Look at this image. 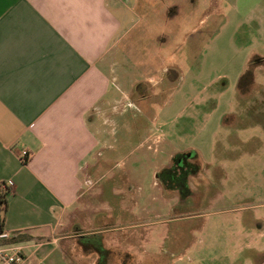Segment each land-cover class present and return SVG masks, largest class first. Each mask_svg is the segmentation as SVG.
<instances>
[{
    "label": "rangeland",
    "instance_id": "rangeland-1",
    "mask_svg": "<svg viewBox=\"0 0 264 264\" xmlns=\"http://www.w3.org/2000/svg\"><path fill=\"white\" fill-rule=\"evenodd\" d=\"M163 11L156 43L138 46L134 62L170 67L165 86L149 88V121L141 106L128 108L138 126L126 120L108 133L101 179L62 225L76 220L103 234V247L120 244L136 264L157 254L171 264H256L254 250L264 251V0H169ZM186 151L196 179L163 186L160 172ZM179 229L184 250L164 243ZM69 246L66 264L80 257Z\"/></svg>",
    "mask_w": 264,
    "mask_h": 264
},
{
    "label": "crops",
    "instance_id": "crops-1",
    "mask_svg": "<svg viewBox=\"0 0 264 264\" xmlns=\"http://www.w3.org/2000/svg\"><path fill=\"white\" fill-rule=\"evenodd\" d=\"M166 1L0 0V184L13 183L2 226L10 239L0 240V250L19 249L23 264H66V242L71 254L80 253L70 264L96 263L79 240L101 236L104 243L105 236L62 221L97 187L108 133L126 120L138 126L128 108L141 106L147 118L149 88L165 86L170 67L148 60L138 69L134 62L138 46L156 43ZM181 231L164 243L186 249ZM119 245L111 246L110 261L124 254L136 264L134 252ZM254 252L264 264V251ZM151 258L146 264H171L165 255Z\"/></svg>",
    "mask_w": 264,
    "mask_h": 264
},
{
    "label": "flooded vegetation",
    "instance_id": "flooded-vegetation-1",
    "mask_svg": "<svg viewBox=\"0 0 264 264\" xmlns=\"http://www.w3.org/2000/svg\"><path fill=\"white\" fill-rule=\"evenodd\" d=\"M170 162L171 165L167 168H164L162 172H160L165 177V181H160L163 186H170L171 183L174 182L176 179H181L185 181H187L188 178L196 179L199 173V166L197 165L195 155L191 154L188 151L178 153L171 157ZM179 169L181 170V172H179ZM176 172L178 174L175 175ZM113 257H115V262L113 261V264H129V262H126L123 259L121 254H118V256L116 255Z\"/></svg>",
    "mask_w": 264,
    "mask_h": 264
},
{
    "label": "trees",
    "instance_id": "trees-1",
    "mask_svg": "<svg viewBox=\"0 0 264 264\" xmlns=\"http://www.w3.org/2000/svg\"><path fill=\"white\" fill-rule=\"evenodd\" d=\"M244 74L239 77L238 84L236 85V88H237L236 90H238V88L244 89L243 87L240 86L242 81L245 79ZM8 196H9V190L6 187L0 186V214H1L0 215V233L3 232L2 226H3L4 214L6 211ZM90 238L92 239L94 238V239L90 240ZM79 245L81 246L82 249L86 251L89 250V252H93L96 254L97 260L95 264H107V263L110 264L111 259L108 260V256L110 257L112 250L106 249L103 247V240L101 236L86 237L84 239H81L79 240Z\"/></svg>",
    "mask_w": 264,
    "mask_h": 264
},
{
    "label": "built area",
    "instance_id": "built-area-1",
    "mask_svg": "<svg viewBox=\"0 0 264 264\" xmlns=\"http://www.w3.org/2000/svg\"><path fill=\"white\" fill-rule=\"evenodd\" d=\"M28 152L22 150L19 152V160L21 163H25ZM1 187H6L9 191L13 188V183L8 181L6 183H1ZM9 235L7 233H0V240H9ZM0 264H23V258L20 254L19 249L11 248V249H2L0 250Z\"/></svg>",
    "mask_w": 264,
    "mask_h": 264
}]
</instances>
